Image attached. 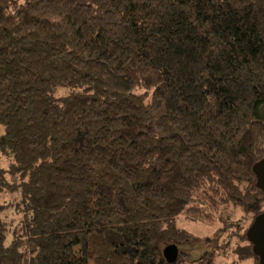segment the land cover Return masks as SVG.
I'll use <instances>...</instances> for the list:
<instances>
[{
    "label": "trees",
    "instance_id": "trees-1",
    "mask_svg": "<svg viewBox=\"0 0 264 264\" xmlns=\"http://www.w3.org/2000/svg\"><path fill=\"white\" fill-rule=\"evenodd\" d=\"M262 159L264 0H0V264H259Z\"/></svg>",
    "mask_w": 264,
    "mask_h": 264
},
{
    "label": "water",
    "instance_id": "water-1",
    "mask_svg": "<svg viewBox=\"0 0 264 264\" xmlns=\"http://www.w3.org/2000/svg\"><path fill=\"white\" fill-rule=\"evenodd\" d=\"M256 176V186L264 193V159L257 162L253 167ZM248 241L253 246V253L258 258L259 264H264V213L255 218L246 232ZM163 255L168 263H174L178 251L174 245L166 246Z\"/></svg>",
    "mask_w": 264,
    "mask_h": 264
},
{
    "label": "rangeland",
    "instance_id": "rangeland-1",
    "mask_svg": "<svg viewBox=\"0 0 264 264\" xmlns=\"http://www.w3.org/2000/svg\"><path fill=\"white\" fill-rule=\"evenodd\" d=\"M206 227H204V225H202V224H198V226H196L195 224H186V226H185V228L187 230H193V229H195L196 231L194 232V234H195L194 236L198 237V239L202 238L203 236H207L208 235V232L206 231L207 230ZM197 248L198 247H194L195 250ZM81 257H82V254L79 252V250H76L75 251V256L73 258V264L75 263L76 260H79Z\"/></svg>",
    "mask_w": 264,
    "mask_h": 264
}]
</instances>
